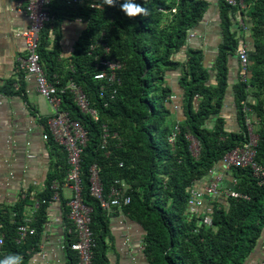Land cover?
<instances>
[{
    "label": "trees",
    "instance_id": "1",
    "mask_svg": "<svg viewBox=\"0 0 264 264\" xmlns=\"http://www.w3.org/2000/svg\"><path fill=\"white\" fill-rule=\"evenodd\" d=\"M123 2L116 0V6H109L104 0H71L70 3L69 0H52L50 6L56 20L43 28L39 48L51 79L58 78L61 84L74 79L99 113V120H95L81 112L72 93L64 94L63 109L80 120L89 133L82 156L83 199L94 209L92 228L97 246L93 264L99 257L98 233L105 230L107 224V212L89 192L90 168L95 163L100 166L106 190L117 179L127 184L126 194L132 201L123 209L145 228L149 264H243L264 228V180L250 167H231L229 185L225 188L239 196L222 192L205 197V205L212 207L211 225L203 221L202 209L205 208L192 212L190 200L192 187L209 176L228 152L248 141L249 110L261 124V129L255 132L259 135L257 160L264 168V0H244V8L218 0L222 41L209 67L203 49L189 45L190 33L203 22L211 1L133 0L149 10L148 16L135 18L127 17L120 9ZM238 12L253 39L247 80L241 78L243 67L237 56L243 44L248 46L245 31L239 32L242 28ZM67 18H82L86 27L72 59L73 70L65 78L54 77L58 72L54 57L60 48L57 40L54 48L49 49L48 36L59 19ZM101 40L109 45L110 56L125 62L120 71L122 84L117 86L112 100L108 95L101 96L103 82L95 79L96 58L90 54L91 44ZM102 48L98 44L92 54L100 53ZM185 48L186 58L175 59ZM234 57L240 64L241 75L231 83L230 67ZM178 69L181 70L178 85L184 113L181 122L173 118L170 99L174 89L167 79ZM231 85L238 109L239 131L228 130L220 115ZM106 100H109L107 106ZM216 116L211 125V118ZM177 123L180 130L172 140ZM105 126L112 135L107 146L111 151L109 155L107 149L102 148ZM115 133L117 136H113ZM189 136L199 141L198 154L193 152ZM53 181L51 178L48 191L38 198L45 201L39 205L38 218L31 224L36 233L28 235L24 241H18V226L24 223L30 199L26 197L12 206L0 203V237H3L0 261L19 254L23 257L22 264H27L28 250L40 242L39 232L45 206L53 195Z\"/></svg>",
    "mask_w": 264,
    "mask_h": 264
},
{
    "label": "crops",
    "instance_id": "2",
    "mask_svg": "<svg viewBox=\"0 0 264 264\" xmlns=\"http://www.w3.org/2000/svg\"><path fill=\"white\" fill-rule=\"evenodd\" d=\"M209 1L212 5L201 25L193 31L196 36L191 38L189 45L203 49L207 67L212 64L222 41L218 0ZM237 18L242 28L239 32L245 31L248 49L251 50L253 39L250 31L246 32L247 26L239 12ZM28 25L29 19L18 9V0H0V203L12 206L29 198L31 204L25 208L24 221L33 218V223L39 215V210L34 209L36 201L48 191L51 178H66L68 163L65 150L51 139L44 138L49 118L53 114L52 105L37 91L35 76L19 67V59L26 55V45L18 34ZM85 27L86 23L80 19H59L56 27L49 32V49L54 48L57 40L60 48L59 54L54 57L53 63L58 69L54 77L65 78L73 70L72 59ZM186 49L177 53L175 59H185ZM180 74L181 70L178 69L167 78L174 89L170 108L177 122L184 118L182 91L178 85ZM240 75V64L234 57L230 67L231 83ZM234 97L231 85L220 115L225 119L228 130L239 131V115ZM252 100L254 102L255 98ZM249 113L254 129L260 130L258 117L252 110ZM216 118H211V125ZM215 171L224 175L223 189L226 190L230 181L229 169L221 161ZM212 180L211 175L196 184L203 189ZM71 195L70 188H63L59 200L45 206L39 232L40 242L37 247L28 250L27 264L78 262L76 252L70 249V243L75 239L67 204ZM145 235L144 226L123 208L107 212L105 230L101 229L98 233L100 249L96 264H149L145 252ZM243 264H264V228Z\"/></svg>",
    "mask_w": 264,
    "mask_h": 264
},
{
    "label": "built area",
    "instance_id": "3",
    "mask_svg": "<svg viewBox=\"0 0 264 264\" xmlns=\"http://www.w3.org/2000/svg\"><path fill=\"white\" fill-rule=\"evenodd\" d=\"M52 0H18V9L29 19V25L18 35L22 37L26 45V55L19 59V67L21 70L31 73L35 76L37 82V91L52 105L53 114L49 118L48 128L44 134L45 139H53L61 145L68 158L69 168L64 180H54L52 183L53 195L50 202L59 200L60 191L63 188H70L72 195L67 204L69 207V218L73 227L71 231L74 233L75 239L70 243V249L75 251L78 256V264H93L94 250L97 246V240L92 228L93 207L87 204L83 199V153L89 142V133L83 123L74 119L70 112L63 109V96L67 92L72 93L76 105L81 112L90 114L95 120H99L98 110L92 107L88 94L83 87L74 79L70 78L66 84H61L58 78L51 79L45 65L42 62L39 51L41 45V36L43 28L46 24L53 25L56 20L55 14L51 10ZM71 0H69V3ZM229 5L245 7L244 0H226ZM83 20L82 18H78ZM243 21V20H242ZM195 32L190 33V37H195ZM102 45L100 53L92 54L96 51L97 46ZM111 49L109 45L103 43L102 40L93 42L90 46V54L96 58L97 72L95 79L102 81L101 96H109L110 100L116 97L118 87L122 84L120 71L124 68L125 62L110 56ZM237 56L243 67L241 75L242 80L248 79L247 66L249 64V49L243 44L237 51ZM116 86V87H115ZM114 87V88H113ZM108 88H111L108 92ZM108 92V93H107ZM106 100L105 105H108ZM249 130L248 141L242 145L233 148L228 152L222 162L226 168L231 167H250L256 176L264 180V168L257 160L259 135L255 132L253 121L250 116L247 118ZM180 130L179 123L175 126V131L171 139L173 140ZM111 133L105 126L102 148L107 149ZM113 136H117L115 133ZM193 141V136H189ZM197 140V139H196ZM198 141V140H197ZM199 145V141H198ZM193 150V147L191 145ZM200 148V145H199ZM198 148V152H199ZM107 149L106 154H110ZM195 153V151L193 150ZM195 153V154H198ZM216 166L210 171L209 176H213V180L207 183L204 188L193 186L191 189L190 209L192 212H199L201 208L205 213L203 221L205 224L211 225L212 218L210 213L212 207L205 205L206 196H216L224 192L227 195L239 196L237 192L224 190V175L216 173ZM100 166L93 164L90 168V184L89 192L92 197L97 199L101 207L110 212L117 208H123L131 203L130 195L126 194L127 184L122 180H115L109 190H106L102 182ZM236 182V179H234ZM45 201V200H44ZM41 200H37L34 205L35 211L39 208ZM33 218H27L24 223L18 226V241H24L29 234L36 233V228L31 225ZM3 243V237H0V245Z\"/></svg>",
    "mask_w": 264,
    "mask_h": 264
},
{
    "label": "clouds",
    "instance_id": "4",
    "mask_svg": "<svg viewBox=\"0 0 264 264\" xmlns=\"http://www.w3.org/2000/svg\"><path fill=\"white\" fill-rule=\"evenodd\" d=\"M104 4L116 6V0H104ZM119 7L129 18H135L141 15H149V10L146 7L133 2V0H124V2L119 5ZM22 260L23 257L21 255L13 254L0 261V264H22Z\"/></svg>",
    "mask_w": 264,
    "mask_h": 264
},
{
    "label": "rangeland",
    "instance_id": "5",
    "mask_svg": "<svg viewBox=\"0 0 264 264\" xmlns=\"http://www.w3.org/2000/svg\"><path fill=\"white\" fill-rule=\"evenodd\" d=\"M192 147H193V150L195 151V153H197L199 145H198V141L196 139H194Z\"/></svg>",
    "mask_w": 264,
    "mask_h": 264
}]
</instances>
